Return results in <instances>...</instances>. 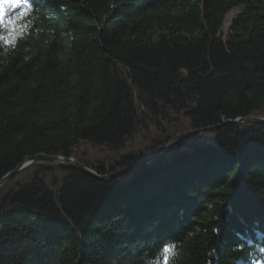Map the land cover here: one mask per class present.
<instances>
[{"label": "trees", "instance_id": "trees-1", "mask_svg": "<svg viewBox=\"0 0 264 264\" xmlns=\"http://www.w3.org/2000/svg\"><path fill=\"white\" fill-rule=\"evenodd\" d=\"M27 3L22 32L0 28V181L79 143L122 151L148 122L219 129L139 179L21 171L0 188V264H163L165 246L168 264H264V125L234 123L264 113V0Z\"/></svg>", "mask_w": 264, "mask_h": 264}, {"label": "rangeland", "instance_id": "rangeland-1", "mask_svg": "<svg viewBox=\"0 0 264 264\" xmlns=\"http://www.w3.org/2000/svg\"><path fill=\"white\" fill-rule=\"evenodd\" d=\"M238 13H239L238 11L232 12L227 17L224 28L222 30V34L224 35L223 36L224 38L227 37L231 22L238 15ZM190 113H195V111L191 110ZM259 115L260 116H255V117H259V118H261V120H264V113H261ZM146 127H148V128H146ZM146 127L145 128L141 127L134 134L133 139L127 143L126 148L122 151L114 153V152H111L107 149H97V148H94L88 144L79 143L77 145V147L75 148V157H76V159H78L79 157L83 156V157H85V159H87L86 162H88L91 165H94V167L102 165L103 167H105V170H107L109 173L116 174L118 172H122V171L124 172V170H126L132 166H136V165L144 163L143 161H145L147 158L152 156L154 153H156L162 149L163 152L160 153L161 155H160L158 160H155L152 163L143 164L140 167H138L136 170H134V171L132 170L129 173H125V174L121 175L123 177H125L126 175H131V174H132V176H134L135 173L138 172L140 174L136 177V179H137L138 177L141 178L145 172L146 173L151 172V171H153L154 168L159 167L158 166L159 164L174 165V163L180 164V163L184 162L185 158L188 156V154H190L192 152V150H194L197 147H200V148L201 147H207V146H209L211 148L214 147V145L212 143L213 141L210 139H209L210 140L209 143L203 144V145H195V146H193L194 148H189L190 146H186L187 144H189V142H191L190 144H193L194 142L197 143L198 142L197 139H200L197 137L200 136L201 134L205 133V132L196 133V132H199L202 130L193 129L192 124H191V119L186 115H180V116L176 117L175 120L173 121V123H165V122H161V121L160 122L159 121L152 122V123L148 122ZM206 129H213L210 131H215V130H218L219 127H209V128H205L203 130H206ZM189 133H193V135L184 141H179V142L175 143L174 145H172L171 147H168L169 146L168 144L171 143L173 140H175L179 136L189 134ZM183 144L186 147L185 150H182L180 147V146L183 147L184 146ZM184 152H186V153H184ZM184 154H186V156H184ZM49 158H51V157H49ZM126 158L127 159L128 158H132V159L134 158L137 161L135 162L134 165H131L130 167L125 168L124 164L126 163ZM76 159H73V160L75 162H77ZM35 163H49V162H35ZM51 164H53V163H51ZM54 165L58 166L57 164H54ZM58 167H60V166H58ZM60 168H62V167H60ZM62 169H64V168H62ZM64 170L72 171L69 169H64ZM72 172H74V171H72ZM76 173H79V172H76ZM80 174H82V173H80ZM83 175H85V174H83ZM111 175H113V174H111ZM88 177H90V176H88ZM91 178H93V177H91ZM93 179H95V178H93ZM95 180H97V179H95Z\"/></svg>", "mask_w": 264, "mask_h": 264}, {"label": "water", "instance_id": "water-1", "mask_svg": "<svg viewBox=\"0 0 264 264\" xmlns=\"http://www.w3.org/2000/svg\"><path fill=\"white\" fill-rule=\"evenodd\" d=\"M234 123L236 124H246V125H254V126H260V125H264V120L261 119H254V118H247V119H238L236 121H234ZM213 129H206V130H202L196 133H203V132H207ZM193 133H189V134H185L182 136H179L178 138H176L175 140H173L171 143H169L168 147H171L172 145H174L175 143L179 142V141H184L186 139H188L190 136H192ZM195 135V134H194ZM163 150H159L158 152L154 153L152 156H150L149 158H147L145 161H143L144 163L136 165V166H132L126 170H124V172H118L116 174H113L111 176H104V177H100L97 174H95L92 170H90L89 168L79 164L78 162H75L73 159H63V158H49L43 155H39L37 157H32V158H27L23 164H21L14 172L8 174L7 176H5L1 181H0V188L7 182H9L14 176H16L17 174H19L21 171L27 169L29 166H31L33 163L35 162H49V163H53V164H57L58 166L64 168V169H69L72 170L74 172H79L82 174H85L87 176L93 177L99 181L102 182H110L118 177H120L122 174L125 173H129L132 170H136L138 167H140L143 164H147V163H152L155 160H158L160 157V153H162Z\"/></svg>", "mask_w": 264, "mask_h": 264}, {"label": "snow or ice", "instance_id": "snow-or-ice-1", "mask_svg": "<svg viewBox=\"0 0 264 264\" xmlns=\"http://www.w3.org/2000/svg\"><path fill=\"white\" fill-rule=\"evenodd\" d=\"M19 14L9 16V12L21 9ZM31 5L27 3V0H0V28H6L10 30L9 40L14 36L17 31L22 32L25 25H19L18 21L22 20L28 11H30ZM163 257V264H168L169 256L174 255L173 247L165 246L161 253Z\"/></svg>", "mask_w": 264, "mask_h": 264}, {"label": "bare ground", "instance_id": "bare-ground-1", "mask_svg": "<svg viewBox=\"0 0 264 264\" xmlns=\"http://www.w3.org/2000/svg\"><path fill=\"white\" fill-rule=\"evenodd\" d=\"M22 9H23V8H21V9H16V10H14V12H13V11H10V12H9V16L11 17V16H13V15L18 14V12H20Z\"/></svg>", "mask_w": 264, "mask_h": 264}]
</instances>
